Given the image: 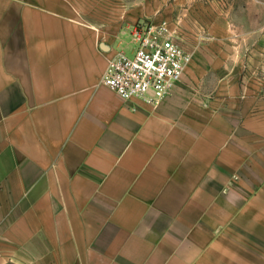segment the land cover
Here are the masks:
<instances>
[{
    "label": "crops",
    "instance_id": "crops-1",
    "mask_svg": "<svg viewBox=\"0 0 264 264\" xmlns=\"http://www.w3.org/2000/svg\"><path fill=\"white\" fill-rule=\"evenodd\" d=\"M162 21L192 61L160 104L122 98L109 60ZM0 264H264V23L231 0H0Z\"/></svg>",
    "mask_w": 264,
    "mask_h": 264
},
{
    "label": "built area",
    "instance_id": "built-area-1",
    "mask_svg": "<svg viewBox=\"0 0 264 264\" xmlns=\"http://www.w3.org/2000/svg\"><path fill=\"white\" fill-rule=\"evenodd\" d=\"M132 52L119 50L108 62L104 83L124 99L158 105L181 79L193 54L175 40L168 22L146 24Z\"/></svg>",
    "mask_w": 264,
    "mask_h": 264
},
{
    "label": "rangeland",
    "instance_id": "rangeland-1",
    "mask_svg": "<svg viewBox=\"0 0 264 264\" xmlns=\"http://www.w3.org/2000/svg\"><path fill=\"white\" fill-rule=\"evenodd\" d=\"M231 3L237 7L239 13H250L254 28L264 23V0L263 2H258L256 0H251L249 2H245V0H231ZM243 16L246 18L250 17L248 15Z\"/></svg>",
    "mask_w": 264,
    "mask_h": 264
}]
</instances>
